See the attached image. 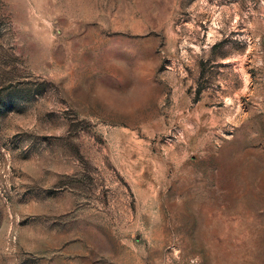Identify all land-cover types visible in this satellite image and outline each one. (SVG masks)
<instances>
[{
  "label": "rangeland",
  "instance_id": "rangeland-1",
  "mask_svg": "<svg viewBox=\"0 0 264 264\" xmlns=\"http://www.w3.org/2000/svg\"><path fill=\"white\" fill-rule=\"evenodd\" d=\"M0 264H264V0H0Z\"/></svg>",
  "mask_w": 264,
  "mask_h": 264
}]
</instances>
